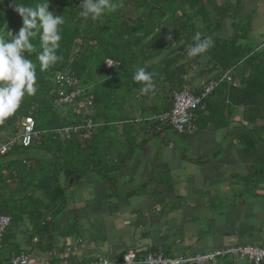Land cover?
Here are the masks:
<instances>
[{
	"label": "trees",
	"instance_id": "trees-1",
	"mask_svg": "<svg viewBox=\"0 0 264 264\" xmlns=\"http://www.w3.org/2000/svg\"><path fill=\"white\" fill-rule=\"evenodd\" d=\"M14 2L35 6L42 0H0V33L16 34L22 27ZM81 2L51 0L50 10L66 20L59 50L63 60L41 73L36 53L28 56L37 64L38 92L26 96L20 109L0 125V142L14 140L0 154V215L10 217L0 239V264H10L11 256L19 252L50 264H68L60 258L64 248L60 249L56 237L66 238L59 240L61 244L81 237V219L69 209L68 187L85 174L97 175L99 167L105 166L101 177L114 190L116 180L105 161L112 156L123 161L128 156L113 155L118 123H123L125 133L131 130L161 140L169 127L159 117L171 109L174 93L185 90L198 96L204 85L216 83L192 110L193 126L210 129L212 123L221 128L225 115L239 109L241 118L253 127L251 150L252 138L261 143L264 138V51L255 50L246 31L235 24L231 38L217 37L225 6H216L214 0H114L115 11L92 21L79 15ZM197 32L201 38L211 37L214 46L190 57L189 46ZM33 43L39 52V38ZM140 67L156 73L154 96L141 95L142 84L132 79ZM226 72L234 86L222 80ZM25 117L33 119V132L38 134L23 147L18 141ZM85 123L96 125L90 137L77 132L67 138L63 132ZM130 144L137 146L135 141ZM256 145L261 152L253 166L260 168L247 175L250 183L264 182V147ZM66 210L68 216L63 218ZM52 247L58 251L49 253ZM149 254L142 252L134 262ZM222 260L226 261L221 264H234Z\"/></svg>",
	"mask_w": 264,
	"mask_h": 264
},
{
	"label": "crops",
	"instance_id": "crops-1",
	"mask_svg": "<svg viewBox=\"0 0 264 264\" xmlns=\"http://www.w3.org/2000/svg\"><path fill=\"white\" fill-rule=\"evenodd\" d=\"M214 1L216 6L226 7L223 16L220 11L217 37L231 38L235 24L246 31L247 41L255 50L264 51V0ZM238 110L225 115L221 128L210 123V129L199 128L191 136L152 140L136 157L133 155L134 163L128 160L129 166L123 165L115 173L117 183L134 174L127 191L133 190L135 182L148 178L145 192L139 197L126 201L117 197L110 202L105 192L111 187L103 180L93 193L87 191L91 180L77 182V194L71 198L69 209L78 212L80 238L89 250L82 249L73 264H87L92 255L115 259L127 249H133L139 257L147 250L164 256L162 250L168 244L171 255L164 253L167 258L205 254L226 246L264 244V182L252 183L249 196L236 190L247 189V175L256 169L255 155L261 152L256 144L264 147V139L261 143L252 138L251 150L249 130L253 127L246 125ZM153 147L162 150L154 158L149 152ZM152 169L160 174L155 183L149 180ZM63 215L68 216L67 210ZM153 223H158L162 232L178 235V243L172 241V236L157 239L153 235V240L147 233L141 236V230ZM65 245L60 242V249ZM66 257L68 262L73 261L69 255Z\"/></svg>",
	"mask_w": 264,
	"mask_h": 264
},
{
	"label": "clouds",
	"instance_id": "clouds-1",
	"mask_svg": "<svg viewBox=\"0 0 264 264\" xmlns=\"http://www.w3.org/2000/svg\"><path fill=\"white\" fill-rule=\"evenodd\" d=\"M50 2L51 0H42V2L36 3L35 6H27L14 2V10L22 17V27H20L18 33L16 34H13L12 31L8 30L6 33H0V125L4 124L8 118L13 116L20 109L26 96L32 97L38 92L37 64L32 59H29L28 56L36 53V60L39 62V71L41 73L47 71L51 67H54L58 62L63 60V56L59 54V50L61 48L60 42L62 40V26L66 23V20L63 15L55 14L54 11L50 10ZM81 3L83 7L79 15L85 20L90 18L92 21L98 20L102 15L111 13L117 8L114 0H82ZM36 37L39 38V52H37L36 46L33 43V39ZM213 46L214 40L211 37L201 38L200 33L197 32L194 36V44L189 46L188 55L190 57H195L204 54ZM107 63L111 65L109 62ZM155 76L156 73L149 72L144 67H140L134 72L132 77L133 81L142 84V87L140 88L141 95H155ZM246 125L250 126L247 123ZM95 127V124H77L75 127L64 128L63 132H65L67 138L72 137L73 134H76L77 132H81L83 137H90L95 131ZM123 128H125L123 123H118L117 135L114 138L115 144H112V147H114L113 155L121 152L122 158L125 153L128 156H126L123 161L112 156V158L106 160L105 163L109 169V174H111V176L116 180L114 190L111 188L112 193H116L118 199L120 198L123 201H126L129 197H135L139 194V189H136L135 186L132 191L131 188H129L128 191L126 190V188H128L126 186L130 182L131 176L134 174L122 178V180L117 183L118 179L115 171L119 170L123 165L128 167L130 164L128 160H131L134 163L133 155L136 157L138 153L145 149L147 144L151 142L152 139L149 138L148 135L137 136L135 135V132L131 130H127V133H125L126 130ZM196 130L197 128L194 126V129L191 132L177 133L172 128L169 129V132L175 135L187 137L194 134ZM126 141L127 143H125ZM132 141H135L137 146H132L130 144ZM117 143H119L118 147H116ZM99 169L101 172L107 171L105 166H100ZM85 176L88 175L85 174ZM149 180H151V178H149ZM131 181H133V179ZM69 182H71V179H69ZM105 184L107 185V183ZM146 184L147 183L144 182L140 185V191L142 194L145 192ZM103 186L105 187L104 184ZM109 186L110 185H108V187ZM109 189L110 188L107 190L109 191ZM118 192H121L120 196L118 195ZM133 192L134 195L132 194ZM110 202L112 201L110 200ZM0 217H8L7 224L0 231L1 239L4 229L10 222V217L8 215H0ZM77 239L84 241L82 238ZM72 240H75V238ZM84 244H86V242H84ZM86 247L87 246L85 245L83 248H77L76 253L69 255L68 258L72 260L76 259V255L82 249H86ZM227 247L228 246L214 250L224 249ZM65 253V249H63L60 253V258H63L64 262H68L65 259L67 258ZM20 255H23L29 264H50L49 262L40 261L37 257L34 259V256L33 258H29L21 252L11 256V258ZM149 255L154 256L151 252ZM68 264L73 263L69 262Z\"/></svg>",
	"mask_w": 264,
	"mask_h": 264
},
{
	"label": "built area",
	"instance_id": "built-area-1",
	"mask_svg": "<svg viewBox=\"0 0 264 264\" xmlns=\"http://www.w3.org/2000/svg\"><path fill=\"white\" fill-rule=\"evenodd\" d=\"M222 80L228 85L234 86V82L229 72L222 76ZM216 83H208L202 88V92L194 96L187 91L174 93L171 109L168 112L161 114L159 120L162 124H167L177 133L191 132L194 129L192 124V110H194L201 100L210 94L215 88ZM22 136L19 144L23 147L29 145L38 133L33 132V119L25 117L21 123ZM27 141V143H26ZM14 140L7 143L0 142V154H3L9 147L12 146ZM8 217H0V231L7 224ZM84 241L75 239L68 241L65 245V256L75 254L77 248L84 247ZM230 259L235 264H264V244L261 245H240L227 247L224 249L214 250L205 254H196L191 256L179 257H162L161 255H147L142 263L145 264H215L217 259ZM135 260L133 249H127L123 254V258L119 262H110L106 259H98L91 264H132ZM10 264H29L23 255L12 257Z\"/></svg>",
	"mask_w": 264,
	"mask_h": 264
},
{
	"label": "rangeland",
	"instance_id": "rangeland-1",
	"mask_svg": "<svg viewBox=\"0 0 264 264\" xmlns=\"http://www.w3.org/2000/svg\"><path fill=\"white\" fill-rule=\"evenodd\" d=\"M264 50V49H263ZM238 72H236V74H237ZM234 74H235V72H234ZM235 112V111H234ZM233 111H232V113H234ZM162 124V123H161ZM262 124L264 125V122H262ZM166 126H168L167 124H165ZM169 127V129H170V126H168ZM160 129V128H159ZM158 129V130H159ZM166 135V136H165ZM263 135H264V132H263ZM164 137H166V139L169 137V138H171V139H173V138H176L177 137V135H172L171 133H164V135H163ZM264 139V138H263ZM152 140H154V141H156V140H158V139H152ZM119 146V143H117L116 144V147H118ZM162 150L161 149H159V148H157V147H153V148H150L149 149V152H150V157H152V158H154V154L156 153V152H161ZM135 156H136V154H135ZM259 166H257L256 167V169L254 170V171H259ZM108 171H109V169H108ZM101 175H102V172L100 171V170H98V174L97 175H88V176H85V175H83L82 177H81V181L82 182H85V181H90L89 183H87L88 185L87 186H89V184H91V186L89 187V189L90 190H87V191H90V192H97L96 191V188H97V183L98 182H100V183H102V180H104V179H106L105 177H101ZM151 177H156V178H151ZM150 178H151V181L153 182V183H155L156 182V179H160V174L155 170V169H152L151 170V172H150ZM148 179V178H147ZM147 179H143V180H140V182L139 183H136L135 182V188L136 189H139V194H137L136 195V197H139V196H141L142 195V193H141V191H140V185L142 184V183H144V182H146L147 181ZM112 180H115L114 178L112 179ZM69 181V180H68ZM134 181H131V183H133ZM246 186H247V189L245 188V189H239V187L236 189V190H242L241 192L242 193H244V195L245 196H249L250 195V192L253 190L252 189V183H246ZM67 191L69 192V194H70V198H73L76 194H77V187H76V184H73V185H71L70 187H68V189H67ZM106 194H107V197H108V200L110 201H115L116 200V198H117V196L116 195H114L113 193H111L110 191H106L105 192ZM118 195L120 196L121 195V192H118ZM233 195H236L235 193L233 194ZM71 200V199H70ZM74 200V199H73ZM137 213H139V212H136V214ZM160 226H159V224L158 223H153L152 224V226L149 224L148 225V227H147V229L146 230H144V228H143V230H141L142 232H141V236H143V234L145 233H147V235H148V237H149V239L150 240H153V238H154V236L153 235H155V237L158 239V237H161V238H164V237H170V236H172V241L173 242H175L176 244L178 243V238H180L178 235H175V234H172V235H169L168 234V232H162L161 230H160V228H159ZM162 232V233H160L159 234V232ZM69 238H71V237H69ZM61 239H65L66 240V238L64 237V238H59V237H56V241H58L57 242V244L59 245V243H60V241L59 240H61ZM68 240H70V239H68ZM171 241V242H172ZM172 248V246H170V249ZM89 250V249H88ZM169 250V244H168V247L166 248V247H164L163 248V250H162V255L164 254V253H168V255H171V252H170V250ZM52 251H58V248H56V247H52V249L49 251V253H51ZM86 255H83L82 257H85ZM164 256H166L165 254H164ZM166 257H168V256H166ZM36 258V256H34V259ZM93 258V255L90 257V258H88L85 262H88L87 264H91V263H93V262H95L96 260H92V261H90L91 259ZM122 258H123V256L120 258V259H118V258H115V259H109V258H106V257H101V259H106V260H108V261H110V262H119V261H121L122 260ZM100 259V258H99ZM224 261H226V260H222V259H217L216 260V263L215 264H221V263H223ZM75 262V260H73V261H71V263H74ZM132 264H145V263H142V262H134V263H132Z\"/></svg>",
	"mask_w": 264,
	"mask_h": 264
}]
</instances>
